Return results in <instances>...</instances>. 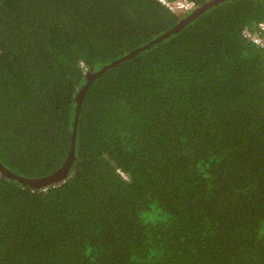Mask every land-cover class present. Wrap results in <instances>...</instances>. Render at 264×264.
I'll use <instances>...</instances> for the list:
<instances>
[{"label": "trees", "instance_id": "1", "mask_svg": "<svg viewBox=\"0 0 264 264\" xmlns=\"http://www.w3.org/2000/svg\"><path fill=\"white\" fill-rule=\"evenodd\" d=\"M191 14L0 0V163L55 173L88 73ZM262 21L264 0L218 2L92 80L64 180L0 170V264H264V49L242 35Z\"/></svg>", "mask_w": 264, "mask_h": 264}, {"label": "water", "instance_id": "2", "mask_svg": "<svg viewBox=\"0 0 264 264\" xmlns=\"http://www.w3.org/2000/svg\"><path fill=\"white\" fill-rule=\"evenodd\" d=\"M224 0H211L210 2H208L207 4L198 7L197 9H195L194 11H192L191 15L182 20L175 28L169 30L167 33H165L164 35H162L161 37H159L158 39L152 41L150 44L138 48L135 51H133L132 53L126 55L125 57L113 62L112 64L104 67L103 69L97 71L96 73H88L87 77H88V82L87 84L80 90V92L78 93L77 96V102H78V106H77V111H76V117H75V125H74V131H73V136H72V143H71V148H70V152L68 155V158L66 159V161L64 162V164L52 175L44 177V178H40V179H29V178H24L21 177L13 172H11L10 170H8L7 168H5L1 163H0V170L3 172L4 175L9 176L11 179H17L18 181L22 182L23 184H28L29 186L33 187V188H40L42 186H46L55 182H60L62 180H64L69 173V170L71 168V165L73 163V160L75 159V144H76V134H77V122H78V118H79V113H80V108H81V103L83 101V97L90 85V83L92 82V80H94L95 78H97L98 76H100L104 71H106L109 67H112L113 65L119 63L120 61L127 59L130 56L135 55L136 53L140 52L141 50L147 48L148 46H150L153 43H156L160 40H162L164 37H166L167 35H169L172 32L175 31H179L186 23L189 19L193 18L194 16H196L197 14H199L200 12H202L203 10L207 9L208 7L221 2Z\"/></svg>", "mask_w": 264, "mask_h": 264}, {"label": "built area", "instance_id": "3", "mask_svg": "<svg viewBox=\"0 0 264 264\" xmlns=\"http://www.w3.org/2000/svg\"><path fill=\"white\" fill-rule=\"evenodd\" d=\"M173 13H190L198 8L194 0H156ZM243 37L264 49V21L260 22L255 28H244Z\"/></svg>", "mask_w": 264, "mask_h": 264}]
</instances>
